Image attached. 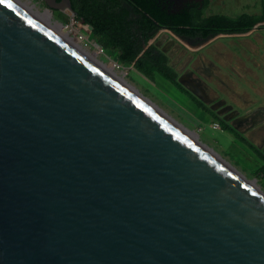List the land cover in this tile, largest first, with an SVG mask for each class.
Listing matches in <instances>:
<instances>
[{"label":"water","instance_id":"water-1","mask_svg":"<svg viewBox=\"0 0 264 264\" xmlns=\"http://www.w3.org/2000/svg\"><path fill=\"white\" fill-rule=\"evenodd\" d=\"M0 264H264V195L3 0Z\"/></svg>","mask_w":264,"mask_h":264},{"label":"rangeland","instance_id":"rangeland-1","mask_svg":"<svg viewBox=\"0 0 264 264\" xmlns=\"http://www.w3.org/2000/svg\"><path fill=\"white\" fill-rule=\"evenodd\" d=\"M30 1L41 11L47 9L42 0ZM191 4L196 26L212 16L235 19L242 14L257 18L264 14V0H192ZM52 16L64 25V31L82 50L176 124L194 133L202 146L254 181L264 193V162L222 131L211 116L159 76L150 81L131 66L120 64L116 53L103 51L90 28L75 21L74 16L55 11ZM149 44L166 56L185 89L264 155V23L245 34L206 40L180 37L159 28Z\"/></svg>","mask_w":264,"mask_h":264},{"label":"trees","instance_id":"trees-1","mask_svg":"<svg viewBox=\"0 0 264 264\" xmlns=\"http://www.w3.org/2000/svg\"><path fill=\"white\" fill-rule=\"evenodd\" d=\"M59 1V0H57ZM74 20L88 26L95 42L103 51L116 53L122 65L131 66L146 79L156 76L170 83L197 108L207 113L219 128L250 149L264 162V155L232 126L213 113L204 103L185 89L167 58L149 44L159 28L184 38L206 40L219 35H241L264 23L261 18L242 14L235 19L212 16L203 25H194L190 11L168 14L159 0H70Z\"/></svg>","mask_w":264,"mask_h":264},{"label":"bare ground","instance_id":"bare-ground-1","mask_svg":"<svg viewBox=\"0 0 264 264\" xmlns=\"http://www.w3.org/2000/svg\"><path fill=\"white\" fill-rule=\"evenodd\" d=\"M17 1H19L22 5H24L30 11H32L35 15H37L39 18H41L44 22H46L48 25H50L52 28H54L57 32H59L61 35H63L66 39H68L71 43H73L76 47H78L86 55H88L90 58H92L95 62H97L100 66H102L105 70H107L110 74H112L115 78H117L120 82H122L130 90H132L135 94H137L139 97H141L144 101H146L149 105H151L154 109H156L159 113H161L164 117H166L169 121H171L179 129H181L184 133H186L193 140H195L198 144H200L194 133H192V132L184 129L183 127L179 126L178 124H176L174 121H172L170 118H168L164 113H162L157 107H155L148 100L143 98L137 91H135L133 88H131L121 77L117 76L113 71L109 70L103 63H100L94 56H92L89 53H87L86 51L82 50L79 45H77L75 42L72 41V39L68 36V33H66L64 31V25L60 21L56 20L52 16V13L50 11H48L47 9H44L42 11L39 10L30 0H17ZM202 147L205 148L204 146H202ZM205 149L207 151H209L212 155H214L217 159H219L221 162H223L226 166H228L231 170H233L236 174H238L240 177H242L245 181H247L250 185H252L255 189H257L259 192H261L264 195V193L257 187V185L255 184L254 181L248 180L246 177H244L239 172H237L233 167H231V165H229L227 162H225L223 159H221L218 155L214 154L213 152H211L207 148H205Z\"/></svg>","mask_w":264,"mask_h":264},{"label":"flooded vegetation","instance_id":"flooded-vegetation-1","mask_svg":"<svg viewBox=\"0 0 264 264\" xmlns=\"http://www.w3.org/2000/svg\"><path fill=\"white\" fill-rule=\"evenodd\" d=\"M191 1L192 0H159L162 9L166 10L168 14L190 11V8L192 7Z\"/></svg>","mask_w":264,"mask_h":264},{"label":"snow or ice","instance_id":"snow-or-ice-1","mask_svg":"<svg viewBox=\"0 0 264 264\" xmlns=\"http://www.w3.org/2000/svg\"><path fill=\"white\" fill-rule=\"evenodd\" d=\"M0 3H3V0H0ZM9 6H11V5H9Z\"/></svg>","mask_w":264,"mask_h":264}]
</instances>
